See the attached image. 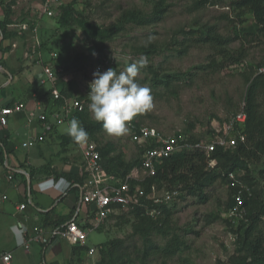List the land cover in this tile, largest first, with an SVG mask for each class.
<instances>
[{"label": "rangeland", "instance_id": "obj_1", "mask_svg": "<svg viewBox=\"0 0 264 264\" xmlns=\"http://www.w3.org/2000/svg\"><path fill=\"white\" fill-rule=\"evenodd\" d=\"M44 1L19 3L18 0H0V4L11 8L12 22L19 24L33 5L37 12L34 20L39 21ZM72 1L53 0L44 18L41 15L42 27L48 26H45L44 33L39 34L44 46L59 53V61L66 64V76L70 73L76 75L86 89H89L91 72L101 60H109L103 71L108 68L120 71L144 57L147 66L140 70L136 79L150 89L154 106L134 118L139 123L138 127H153L163 135L176 134L191 140L207 141L213 126L223 124L241 108L247 88L245 76L264 58V36L258 32L251 12L233 6L235 0H165L168 11L158 24L140 26L128 23L123 27L116 24L125 10L149 12L158 0H76L73 11L64 13L65 7ZM79 20L107 33L98 31L88 34ZM205 25L214 26L225 37L237 36L227 48L230 53L241 51L244 54L241 62L216 69L211 65L212 61L219 62L221 57L203 42L193 43L182 51L183 42L192 43L191 40L199 36L198 30ZM24 29L31 42L28 27ZM151 45L158 50L148 52ZM166 74H173L169 86L160 83L168 79L164 78ZM81 94V91H76V96ZM86 114L87 121H96L89 110ZM134 136L129 128L122 136L109 135L102 126L91 138L106 159L121 166L140 158L141 152ZM263 167L264 161L261 160L257 168ZM154 185L153 192L163 197L167 183L156 179ZM263 186L264 175L252 182L256 192H260ZM204 192L208 196L206 201L186 191L183 198L167 201L169 213L160 212L153 217V221L158 220L161 226H152L151 222L133 212L112 214L99 225L98 229L103 234H98L96 230L88 234L87 242L98 245L91 264H238L243 259L249 260L251 240L259 232L264 233V200L252 205V212L256 211L259 217L254 223V234L245 239L244 228L239 229L242 218H232L226 209L229 200L227 181L219 178L206 186ZM138 213L143 215V212ZM173 234L179 235L183 250L166 257L159 249ZM100 245L104 246L105 252L113 250L108 263L102 261ZM74 248V255L78 258L70 260L85 264L80 255L88 248L78 245Z\"/></svg>", "mask_w": 264, "mask_h": 264}, {"label": "crops", "instance_id": "obj_2", "mask_svg": "<svg viewBox=\"0 0 264 264\" xmlns=\"http://www.w3.org/2000/svg\"><path fill=\"white\" fill-rule=\"evenodd\" d=\"M31 8L22 17L25 20L21 19L19 24L12 22L10 17L7 35L0 29V106L18 101L26 105L25 111L9 117L6 127L2 129L0 126V264H77L70 260L78 258L74 255L77 245L61 240L47 248L35 239L38 230L49 231L54 225L71 219L92 228L91 231L96 230L100 235L104 232L99 231V226L92 225L93 208L81 202L77 188L85 178L81 144L62 132L67 122H54L51 112L58 107L53 106L51 100L47 103L48 96H44L50 87L41 84L43 70L34 62L33 46L39 39L41 53L47 60L51 52L56 51H49L39 35L48 27L45 22L47 27H42V18L47 13L40 10L39 26L34 31L32 20L37 18V12L34 5ZM4 17V11L0 12V21ZM27 27L31 42L24 29ZM58 58L55 64L65 68V75L61 79L71 83L72 97L76 96V91H81L83 95L87 87L81 86L76 75L70 73L66 76V64H62ZM31 111L36 116L49 114V121L55 123L51 130H45L38 117L29 120L28 113ZM73 117L76 118V115ZM40 134L44 135L42 141L32 146L23 145ZM1 157L4 159L1 160ZM9 173H12V179L8 178ZM22 204L25 205L23 209L20 208ZM83 246L88 250L81 252L80 257L85 264L93 263L98 245L87 242ZM99 247L101 249L103 245ZM91 248H95V251H90ZM4 253L11 254L9 261L2 259Z\"/></svg>", "mask_w": 264, "mask_h": 264}, {"label": "trees", "instance_id": "obj_3", "mask_svg": "<svg viewBox=\"0 0 264 264\" xmlns=\"http://www.w3.org/2000/svg\"><path fill=\"white\" fill-rule=\"evenodd\" d=\"M75 2L76 0L70 2L65 7L64 13L68 14L69 11H73ZM233 6L238 9H246L251 12L256 20L258 32L264 36V0H235L233 2ZM2 11H4L5 17L4 20L0 21V29L2 33L7 35V25L11 23V8H9V6L3 7L0 4V12ZM167 11L168 5L165 0H158L154 2L153 8L149 12H143L142 10L137 9L125 10L119 17V21L116 26L118 25L119 27H123L128 23L140 26L155 25L164 19ZM79 24L88 34H94L98 31L107 33V31H101L96 26L89 25L83 20H79ZM188 33L191 34L192 32L188 31ZM198 33L199 36H197L195 40H191L192 43L183 42L184 47L181 48L183 49L182 51H186L193 45V43L196 44L197 42H203L204 44L210 45L214 49L215 54L221 57L219 62L217 60L212 61L211 65L215 66L216 69H222L225 65L237 64L241 62L244 54H242L241 51L230 53V50L227 48L230 43L237 39V36L225 37L220 34L214 26L208 25L200 28ZM147 50L148 52L157 51L158 48L155 45H151ZM106 60L107 59H103L100 62H104ZM261 65L262 61L256 66L257 69H251L245 76L247 88L243 100L245 101L247 119L243 127L240 129L246 135V141H239V143L232 149H222L219 147L212 152L210 157L217 160V166L214 168H210L208 166L209 157L204 151H182L174 154L171 157L162 160V162L157 165V174L155 176L148 177L142 184L145 191L149 193L151 191V185L155 182V180L161 179L164 183H167L168 188L172 189L176 187L179 189L180 194L177 198H183L186 191L189 194H197L200 196L201 200L206 201L208 196L205 194L204 188L213 184L219 178L226 180L229 185L227 210L234 206V195L237 191L241 189L243 192V207L245 209V215L244 218H242L239 229L244 228L243 237H245V239L251 234H254V223L259 217L256 211L252 212V205L259 200H264V186L260 192H256L252 187V182L264 175V167L263 169L257 168L259 162L261 160L264 161V73H257L258 68ZM184 75L189 76L190 74L184 73ZM165 76L166 77L164 78L168 79L163 81L161 80L160 83L169 86L173 79V74H166ZM154 81L156 80L154 79ZM157 83H159L158 80ZM57 86L61 89V98L54 100L51 94V89L44 94V96H48L47 103L51 100L53 106L62 104L64 97L72 96V87L69 81L58 79ZM87 112L88 109L84 112L76 114V118L88 132V138H91V136L103 125L102 122L87 121L85 119ZM136 124L137 126L139 125L137 122ZM189 140L191 142L198 141V139L191 140L190 138ZM100 152L102 155V162L106 170L113 172L120 177H125L135 165L140 163V159H137L134 162L121 164L120 166V164H116L115 161L106 159L104 152L101 149ZM3 159L4 158L1 157V160ZM216 169L219 170L216 172ZM242 171L245 172L244 176L242 175ZM231 175H234L235 177L233 178ZM234 180H237V182ZM246 181H248L249 184ZM243 186L250 188V191H246ZM259 197H262V199ZM156 207L160 209L163 214H167L170 211V208L166 203H160L156 205ZM128 212L137 213L143 220L151 222L150 224L152 226H161L159 225L158 220L154 222L153 220L155 219L153 217L141 215L138 213V210ZM111 245V248H113V242H111ZM100 250L103 251L102 261L108 263L111 259L113 250L109 249V251L105 252L106 250L104 246ZM182 250V241L180 240L178 234H173L165 246L159 249V251L166 257H172L179 254ZM249 250L250 259H243L244 261L239 262L238 264H264L263 232H259L254 235L253 240L250 242Z\"/></svg>", "mask_w": 264, "mask_h": 264}, {"label": "built area", "instance_id": "obj_4", "mask_svg": "<svg viewBox=\"0 0 264 264\" xmlns=\"http://www.w3.org/2000/svg\"><path fill=\"white\" fill-rule=\"evenodd\" d=\"M52 0H46L43 5V12L47 13L50 9ZM33 30L36 31L39 26V21L32 20ZM28 25V24H27ZM35 64L42 67L43 73L41 84L48 85L51 89L53 99L62 97L61 89L57 86V80L65 75V68L61 65L55 64L58 53L51 52L49 59H44L41 53V42L36 39L33 46V54ZM109 64L107 59L104 62H99L94 67L90 74L93 79V72L99 69L101 72ZM257 73H264V58L262 65L258 68ZM90 80V81H91ZM89 89L81 96L64 97L63 103L58 105L57 109L52 111L54 122L62 124L68 122L73 116L80 112L89 110ZM26 105L24 102H14L11 105L0 106V126L2 129L8 125L9 117L15 113L25 111ZM29 120L38 117L45 130H51L54 122L49 121V114L35 115L34 111L28 113ZM247 119L245 111V101L243 100L241 108L233 112L223 124L213 126L210 137L207 141L198 140L191 142L189 138L180 135L171 134L163 135L156 128L148 126L138 127L134 118L128 122L127 126L135 133V141L141 152L140 163L135 165L125 177L107 171L102 162V155L97 143L88 139L81 144V152L83 155V175L85 176L83 182L77 186L81 202L90 204L93 208L94 227L102 224L112 214L119 211L138 210L143 212V215L155 217L161 210L156 207L160 203H168L180 194L176 187L167 188L163 197H159L154 193V183L151 185V191L147 193L143 187V182L148 178L157 174V165L165 158H169L174 154L182 151H204L208 158V166L214 168L217 166V160L211 158L212 152L217 148L228 149L234 148L239 141H246V135L240 129L243 127ZM44 135L40 134L34 139L23 143L24 146H32L37 141H42ZM231 177H235L231 175ZM8 178L12 179V173L8 174ZM237 182V180H234ZM246 191L250 188L243 186ZM153 192V194H151ZM235 204L228 209V213L232 218H244L245 209L243 207L244 199L241 189L234 195ZM149 202V203H148ZM25 205H20L24 208ZM235 216V217H233ZM92 230L88 226H82L76 220L71 219L66 222H61L54 225L49 231L40 229L35 234V239L47 248H51L61 240H66L72 245H86L88 241V234ZM90 251L94 252L95 248ZM2 259L9 261L11 259L10 253L1 255Z\"/></svg>", "mask_w": 264, "mask_h": 264}, {"label": "clouds", "instance_id": "obj_5", "mask_svg": "<svg viewBox=\"0 0 264 264\" xmlns=\"http://www.w3.org/2000/svg\"><path fill=\"white\" fill-rule=\"evenodd\" d=\"M147 63V60L141 57L120 71L108 68L103 72L99 69L93 72V79L89 82V111L93 119L102 122L109 135H124L128 130V122L137 114H143L153 108L150 89L136 79ZM62 132L77 143L88 140V132L75 117L67 122Z\"/></svg>", "mask_w": 264, "mask_h": 264}]
</instances>
